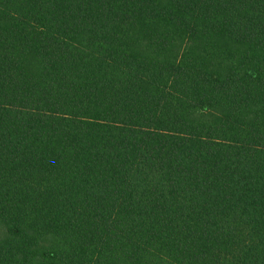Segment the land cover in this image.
I'll list each match as a JSON object with an SVG mask.
<instances>
[{"label": "trees", "instance_id": "16d2710c", "mask_svg": "<svg viewBox=\"0 0 264 264\" xmlns=\"http://www.w3.org/2000/svg\"><path fill=\"white\" fill-rule=\"evenodd\" d=\"M0 264H264V0H0Z\"/></svg>", "mask_w": 264, "mask_h": 264}]
</instances>
